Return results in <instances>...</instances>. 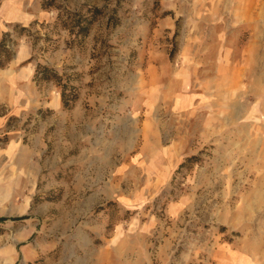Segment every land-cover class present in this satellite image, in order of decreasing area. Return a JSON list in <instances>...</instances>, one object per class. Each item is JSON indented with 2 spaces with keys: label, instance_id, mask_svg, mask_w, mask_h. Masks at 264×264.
<instances>
[{
  "label": "rangeland",
  "instance_id": "rangeland-1",
  "mask_svg": "<svg viewBox=\"0 0 264 264\" xmlns=\"http://www.w3.org/2000/svg\"><path fill=\"white\" fill-rule=\"evenodd\" d=\"M44 1L0 0V264H264V0Z\"/></svg>",
  "mask_w": 264,
  "mask_h": 264
},
{
  "label": "trees",
  "instance_id": "trees-1",
  "mask_svg": "<svg viewBox=\"0 0 264 264\" xmlns=\"http://www.w3.org/2000/svg\"><path fill=\"white\" fill-rule=\"evenodd\" d=\"M44 7H51L50 1H44L42 4ZM88 15L82 14L80 12H72L64 10V12L59 11L55 17V20L58 23H61L63 28L73 29L76 27L74 33L76 36L81 35V37L87 36L90 30V27L97 19V16L101 13V8L98 7H89L87 9ZM14 27H18L15 25ZM20 31H27L26 27H19ZM8 32H4L0 39V67H3L12 56L10 50V43L6 39ZM33 80L36 83H41L44 81H54L60 87V97L62 102V107L65 109H70L74 102L77 100V94L75 92L68 91L65 83L62 82V77L58 71L48 65L37 63L33 73Z\"/></svg>",
  "mask_w": 264,
  "mask_h": 264
},
{
  "label": "crops",
  "instance_id": "crops-1",
  "mask_svg": "<svg viewBox=\"0 0 264 264\" xmlns=\"http://www.w3.org/2000/svg\"><path fill=\"white\" fill-rule=\"evenodd\" d=\"M18 56H16V57H14V59H13V63L14 62H17V60H18ZM230 105H232V102L230 103ZM130 112V114H128V115H126V117H127V119H128V121H131V118H132V112L131 111H129ZM126 118L124 119V120H127Z\"/></svg>",
  "mask_w": 264,
  "mask_h": 264
}]
</instances>
